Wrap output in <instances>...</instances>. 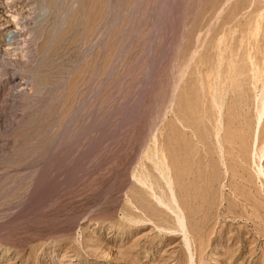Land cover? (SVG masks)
<instances>
[{
  "label": "rangeland",
  "instance_id": "1",
  "mask_svg": "<svg viewBox=\"0 0 264 264\" xmlns=\"http://www.w3.org/2000/svg\"><path fill=\"white\" fill-rule=\"evenodd\" d=\"M263 103L264 0H0V264H264Z\"/></svg>",
  "mask_w": 264,
  "mask_h": 264
},
{
  "label": "bare ground",
  "instance_id": "2",
  "mask_svg": "<svg viewBox=\"0 0 264 264\" xmlns=\"http://www.w3.org/2000/svg\"><path fill=\"white\" fill-rule=\"evenodd\" d=\"M29 79H30V77H29ZM38 88V87H37ZM40 88V87H39ZM38 91V90H37ZM26 96V95H25ZM22 97H23V95H22ZM219 102V101H218ZM218 102H216V103H218ZM26 104V103H25ZM24 104V105H25ZM28 104V103H27ZM218 105V104H217ZM21 106V105H20ZM263 106H264V103H263ZM219 107V106H218ZM220 110V109H219ZM259 113V116H260V114L262 113V111L261 112H258ZM258 116V117H259ZM261 118V117H260ZM259 119V118H258ZM221 128V127H220ZM35 166V165H34ZM26 167V166H25ZM170 171V170H169ZM30 177V176H29ZM148 182V181H147ZM146 188V187H145ZM149 189V188H148ZM153 192V191H152ZM1 194V193H0ZM154 196H155V194H154ZM153 196V197H154ZM175 199V198H174ZM159 202V201H158ZM161 202V204H162V201H160ZM160 202H159V204H160ZM172 202V201H171ZM176 204V203H175ZM163 205H164V203H163ZM165 205H166V203H165ZM164 205V206H165ZM168 208L172 211V213H174L175 214V217H176V222L178 223V226L180 227V230L183 232L182 234H184V236L183 237H185V224H184V221H183V213H181V210H180V215H178V213H175L176 211L174 210L175 208H173L171 205H169L168 206ZM178 210V209H177ZM10 221V220H9ZM1 227V226H0ZM175 231V230H174ZM187 237V236H186ZM185 239V238H184ZM186 240V239H185ZM188 242V241H187ZM188 244V243H187ZM192 256V255H191Z\"/></svg>",
  "mask_w": 264,
  "mask_h": 264
}]
</instances>
